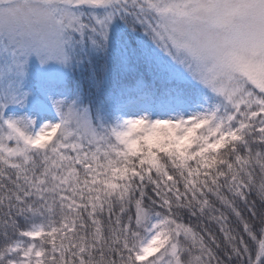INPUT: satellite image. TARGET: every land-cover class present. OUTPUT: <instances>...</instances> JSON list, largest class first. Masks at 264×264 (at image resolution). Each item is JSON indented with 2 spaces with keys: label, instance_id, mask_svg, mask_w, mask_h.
I'll use <instances>...</instances> for the list:
<instances>
[{
  "label": "snow or ice",
  "instance_id": "obj_1",
  "mask_svg": "<svg viewBox=\"0 0 264 264\" xmlns=\"http://www.w3.org/2000/svg\"><path fill=\"white\" fill-rule=\"evenodd\" d=\"M0 264H264V0H0Z\"/></svg>",
  "mask_w": 264,
  "mask_h": 264
},
{
  "label": "trees",
  "instance_id": "obj_2",
  "mask_svg": "<svg viewBox=\"0 0 264 264\" xmlns=\"http://www.w3.org/2000/svg\"><path fill=\"white\" fill-rule=\"evenodd\" d=\"M213 231L216 232V234H217V236H218V239H219V238H222L221 235L218 233L217 229L214 228Z\"/></svg>",
  "mask_w": 264,
  "mask_h": 264
}]
</instances>
